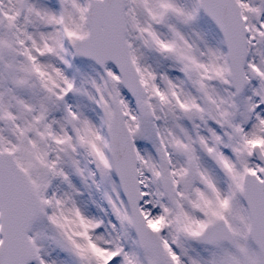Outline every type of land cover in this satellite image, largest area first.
Returning <instances> with one entry per match:
<instances>
[{"label":"snow or ice","instance_id":"6c2138e0","mask_svg":"<svg viewBox=\"0 0 264 264\" xmlns=\"http://www.w3.org/2000/svg\"><path fill=\"white\" fill-rule=\"evenodd\" d=\"M46 245L264 264V0H0V264Z\"/></svg>","mask_w":264,"mask_h":264},{"label":"rangeland","instance_id":"374dc122","mask_svg":"<svg viewBox=\"0 0 264 264\" xmlns=\"http://www.w3.org/2000/svg\"><path fill=\"white\" fill-rule=\"evenodd\" d=\"M72 180L82 192V195L78 197L79 205L87 214L104 219L105 222H107V219H110L111 217H106L104 212L100 210L101 208H107L106 202L103 199V194L104 191L107 190V186L102 185L100 190L95 188H85L77 177L73 176ZM46 247H48V250L51 252V259L56 260L57 264H73L72 259L59 248L48 245H46Z\"/></svg>","mask_w":264,"mask_h":264}]
</instances>
